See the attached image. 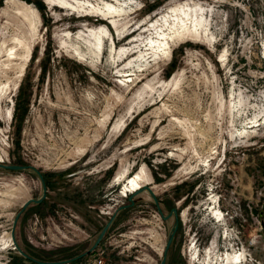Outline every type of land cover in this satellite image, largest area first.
Wrapping results in <instances>:
<instances>
[{"label":"rangeland","instance_id":"rangeland-1","mask_svg":"<svg viewBox=\"0 0 264 264\" xmlns=\"http://www.w3.org/2000/svg\"><path fill=\"white\" fill-rule=\"evenodd\" d=\"M119 1L113 25L47 0H0V14L27 15L8 21L25 46L0 54V158L30 166L0 168V264H34L9 237L22 204L43 194L35 170L45 197L14 235L37 261L85 251L112 217L78 264H160L175 225L165 264H190L194 248L208 259L210 244L212 264L231 250L246 254L239 264H264V0ZM186 3L202 8L205 34L166 31L163 52L150 21ZM99 26L109 37L98 55L77 35ZM136 172L157 204L144 188L122 194ZM174 208L177 223L162 217Z\"/></svg>","mask_w":264,"mask_h":264},{"label":"bare ground","instance_id":"bare-ground-1","mask_svg":"<svg viewBox=\"0 0 264 264\" xmlns=\"http://www.w3.org/2000/svg\"><path fill=\"white\" fill-rule=\"evenodd\" d=\"M47 3L50 5H58L62 8L82 11L85 12L86 14L99 15L105 19H108L109 22L112 23L113 25H115L116 23L115 16L120 15L121 10L124 7V3L120 2L119 0H111V2L103 1L102 3L99 2L96 4L92 3L90 0H47ZM201 9H202L201 7L197 8V5L191 6L189 3L168 6L167 9L159 15V18H157L155 21L152 20L150 21L151 22V24L149 25V27H151L150 29L155 30V32L158 33V35L157 34L156 35L160 39V41L150 39L151 40L150 42H152V44L155 45L157 44L158 47H161L162 51L165 52L169 50V40L171 39L170 36L171 34L174 35V37L177 36V38L187 37L188 39L189 36L197 37L198 33L200 35H203L204 32L205 34L207 28H204V26H206L204 22H206V20L203 19V15H199V17H197L198 12L201 11ZM30 13L31 15H34L33 10H31ZM0 17L5 18L3 20L2 26H0V54L1 52H5V54L4 53L3 54L7 55L8 59L15 58L18 56L17 51L19 50V48L25 45L20 36H18L17 34L13 35L9 33L10 23L8 21L15 20L17 17L26 18L27 15L24 12L8 9L7 6L6 9L1 12ZM30 23L32 22L30 21ZM84 31L85 32L83 31L79 32L77 38H82V36H86L94 40L92 48L99 55L103 48L104 38L107 35L109 37V33L107 29L105 27L99 26L96 29H86ZM166 31L171 34L166 33ZM63 35L65 37L69 36L68 33ZM110 42H111V47L113 48L114 45L113 38L110 39ZM25 49L28 53L29 49L27 48ZM113 50L117 51V54L124 56L125 54H127V51L129 49H126L125 47H120L117 50V48L114 47ZM76 54L79 55L80 53L77 52ZM24 61L26 60L24 59ZM20 72H22V68H20ZM8 117H10L9 113L8 116L6 117L4 116L1 119L2 121H7ZM1 161L2 160L0 158V162ZM146 183H149V181L145 179L141 173L136 172L135 174H133L132 176L128 177L125 180V184H123L122 187V191H123L122 194L126 195L127 193L139 190ZM212 207H209V210L211 211V214L214 217V219L218 221L221 218L222 212L218 208L216 207L212 208ZM11 240L12 239L9 237L10 244L13 243V241L11 243ZM4 243H5L4 240L1 239L0 244H4ZM6 244L8 245V242L5 243V245ZM245 257L246 254H244L243 251L231 250L229 254L226 253V251H224V253H221L220 256L217 257V259L220 261L219 264L220 263L239 264L240 262H243L245 260ZM196 259H197V250L195 249L193 251V254H191L190 256L191 263L195 262ZM212 260L213 258L208 257V259H203V262H201L200 264H212L211 263ZM216 262L217 260L215 261V264Z\"/></svg>","mask_w":264,"mask_h":264},{"label":"water","instance_id":"water-1","mask_svg":"<svg viewBox=\"0 0 264 264\" xmlns=\"http://www.w3.org/2000/svg\"><path fill=\"white\" fill-rule=\"evenodd\" d=\"M30 166H27V165H22V164H6V163H1L0 162V168H3V169H8V170H22V169H26ZM35 170V169H34ZM35 172L38 174V176L40 177L41 179V183H42V188H43V194L40 198L38 199H28L26 200L23 204H22V207L20 209V211L15 215V218L13 220V224H12V229H11V232H10V235H11V239L13 241V244H14V247L18 250V252L24 256L25 258H28V259H31L30 256H28L20 247L19 245L17 244V241L15 239V235H14V229H15V226H16V223H17V220L21 214V212L30 204V203H40L43 198L45 197V192H46V186H45V183L43 181V178H42V175L40 174L39 171L35 170ZM146 189L152 196V198L154 199L155 203L157 204V199L155 198L154 196V193L151 191L150 187L149 186H143L141 189ZM141 189H139L138 191H140ZM123 206L119 207V209H121ZM172 211L175 213V221L177 223V211L176 209H172ZM161 213V211H160ZM162 214V213H161ZM162 217L163 218H166L167 216H164L162 214ZM112 217L110 218V220L105 224V226L102 228V230L100 231V233L98 234L96 240L94 241V243L91 245V247H89L88 249H86L85 251H83L82 253H80L77 257H80V256H83L89 252H92L95 247L99 244L101 238L104 236L105 232L107 231V229L109 228L111 222H112ZM177 229V226L175 225V227L173 228L167 242H166V245H165V248H164V252H163V258L161 260V263L160 264H165V258H166V253H167V250H168V247H169V244L171 242V239L173 237V234L175 233ZM74 259V258H72ZM34 261H36L38 264H60V263H65V262H68L70 260H62V261H37L35 259H32Z\"/></svg>","mask_w":264,"mask_h":264},{"label":"flooded vegetation","instance_id":"flooded-vegetation-1","mask_svg":"<svg viewBox=\"0 0 264 264\" xmlns=\"http://www.w3.org/2000/svg\"><path fill=\"white\" fill-rule=\"evenodd\" d=\"M5 194H7V193H5ZM0 195H2V193H0ZM38 204V203H37ZM178 214V213H177ZM173 216V218L175 219V213L170 209V211H169V213L167 214V217L165 218V219H169V218H171ZM177 230H178V225H177V229H176V231H175V233L173 234V237H172V239H171V242H170V244H169V247H168V250H169V248H170V246H171V244H172V241H173V238H174V236H175V234H176V232H177ZM106 233V232H105ZM215 237V236H214ZM103 238V237H102ZM101 238V239H102ZM95 241V240H94ZM101 241V240H100ZM100 243V242H99ZM98 246V245H97ZM210 247H211V249L212 248H214L213 250H211V249H209V253H210V255H209V257H213L216 253H215V246L213 245V244H210ZM168 250H167V252H168ZM195 250V248L193 249V251ZM193 251H192V253L191 254H193ZM82 253V252H81ZM91 252H89V253H87V254H90ZM80 254V253H79ZM79 254H75V255H73V256H71V257H69V258H66L67 260H70V261H68V262H65V263H60V264H78L82 259V257H84L85 255H87V254H85V255H83V256H80V257H77ZM166 255H167V253H166ZM198 251H197V257H198ZM72 258H74V259H72ZM66 259H62V260H66ZM62 260H54V261H62ZM201 262H203V259H202V261H200V260H198V259H196V261H195V264H200ZM211 263H212V261H211ZM190 264H193V263H190Z\"/></svg>","mask_w":264,"mask_h":264},{"label":"built area","instance_id":"built-area-1","mask_svg":"<svg viewBox=\"0 0 264 264\" xmlns=\"http://www.w3.org/2000/svg\"><path fill=\"white\" fill-rule=\"evenodd\" d=\"M1 264H7V262L5 261V262H3V263H1ZM88 264H102V260H93L92 262H90V263H88Z\"/></svg>","mask_w":264,"mask_h":264},{"label":"trees","instance_id":"trees-1","mask_svg":"<svg viewBox=\"0 0 264 264\" xmlns=\"http://www.w3.org/2000/svg\"><path fill=\"white\" fill-rule=\"evenodd\" d=\"M40 4H38V6H39ZM40 7V6H39ZM29 256V255H28ZM30 258H31V260L33 259L31 256H30ZM33 262H34V264H38L36 261H34L33 260Z\"/></svg>","mask_w":264,"mask_h":264}]
</instances>
